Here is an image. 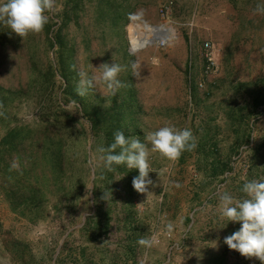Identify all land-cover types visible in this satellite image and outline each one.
<instances>
[{
  "label": "rangeland",
  "instance_id": "1",
  "mask_svg": "<svg viewBox=\"0 0 264 264\" xmlns=\"http://www.w3.org/2000/svg\"><path fill=\"white\" fill-rule=\"evenodd\" d=\"M258 3L56 0L40 34L22 40L0 25V170L15 177L22 165L19 179L30 183L22 190L9 174L0 179V264H261L224 243L241 223L227 224L217 208L220 192L245 198L244 182L264 178V105L254 107L264 94ZM147 26L167 32L165 48H130V30ZM113 62L125 66L124 87L112 95L98 80L77 94L78 73L99 77L97 68ZM163 126L191 129L197 147L175 161L150 154L148 194L132 186L139 174L127 185L126 166L102 167L97 148L117 130L144 141ZM204 134L216 149L198 150ZM142 236L155 244L140 246Z\"/></svg>",
  "mask_w": 264,
  "mask_h": 264
},
{
  "label": "clouds",
  "instance_id": "2",
  "mask_svg": "<svg viewBox=\"0 0 264 264\" xmlns=\"http://www.w3.org/2000/svg\"><path fill=\"white\" fill-rule=\"evenodd\" d=\"M55 10L56 0H0V25L6 26L10 33L23 40L30 34H40L50 21L49 14H54ZM254 11L264 15V3H258ZM139 68L136 62L132 63V74L137 78ZM97 69L100 72L99 77L78 73V95H86L88 89L95 87L98 80L104 83L112 95L125 86L118 78L126 70L125 66L115 62L103 63ZM196 147L197 140L191 129L163 126L147 132L144 141L137 136H126L124 131L117 130L114 133V142L107 147L99 146L97 152L100 154L98 159L102 167L108 171H114L115 166L120 165L127 169H138L139 175L133 178L132 186L138 193L148 194L149 186L153 185L149 173L154 172L149 162L150 154L159 153L161 157L175 161L184 151H192ZM12 167L18 168V163L14 161ZM241 191L245 198L238 199L228 191L218 194L217 208L220 217L226 219L227 224L241 223L238 231L224 238V243L241 256L255 258L264 264V178L245 181ZM109 197L111 198V191L104 192L101 198L107 200ZM155 242L154 236H142L137 241L145 248H151Z\"/></svg>",
  "mask_w": 264,
  "mask_h": 264
},
{
  "label": "trees",
  "instance_id": "3",
  "mask_svg": "<svg viewBox=\"0 0 264 264\" xmlns=\"http://www.w3.org/2000/svg\"><path fill=\"white\" fill-rule=\"evenodd\" d=\"M120 6H121V4H120ZM99 12L101 13V15L104 14V12L101 9L99 10ZM54 43L59 47V49H62L63 48L62 45H61V41H60L58 35H55L54 36ZM52 45L53 44H52V41H51L50 46H52ZM62 64H63V60L60 58V65H62ZM59 75L64 80H66V82H68V79L64 75V66L63 65L61 66V71H60ZM192 90H193V87L190 88V91H192ZM262 92L264 93V90ZM263 105H264V94L257 93V96L254 98V107H258V106L260 107V106H263ZM110 137H112V136L110 135ZM203 138H204L205 142H202V149L199 148L198 149L199 151L202 150V152L205 153V152H208V150H206V149H210V151L212 149H214V148L216 149V147H217V140H216L215 136H210L209 134H204V137ZM238 141L239 142L242 141V137H238ZM206 146H208V147L205 149ZM58 163H59V167H61L62 166V162H61L60 159H58ZM23 169H24V166L21 165L20 166V171L17 170V171L14 172L15 177L11 175V170H9V169H2V170H0V179L4 180L5 175L6 174H9V176H10L9 177L10 186H12V185H16V186H19V187L21 186L22 187V190H23L26 186H29L30 185V183L27 182L26 183V186H25V183H23L22 180L19 179L20 176H18V175H19L20 172L23 171ZM123 173L127 174V177H128L127 178L128 180L126 179L127 185L131 184L130 183V180L132 179V177H131V174L130 173L139 174L138 169H131L130 172L124 171Z\"/></svg>",
  "mask_w": 264,
  "mask_h": 264
},
{
  "label": "bare ground",
  "instance_id": "4",
  "mask_svg": "<svg viewBox=\"0 0 264 264\" xmlns=\"http://www.w3.org/2000/svg\"><path fill=\"white\" fill-rule=\"evenodd\" d=\"M133 29L130 30L132 36L129 37V44L132 50L143 49L146 44H150L153 39L160 36L165 37L166 31L160 27L147 26L141 32L134 33ZM151 36V37H150Z\"/></svg>",
  "mask_w": 264,
  "mask_h": 264
},
{
  "label": "built area",
  "instance_id": "5",
  "mask_svg": "<svg viewBox=\"0 0 264 264\" xmlns=\"http://www.w3.org/2000/svg\"><path fill=\"white\" fill-rule=\"evenodd\" d=\"M167 42H168L167 36L165 37L160 36L156 39H153L150 44H146L144 48L151 46V45H155L157 48H165ZM203 52H204L203 57H204V64H205L203 68L204 75L210 76V74L213 73V70H215V63L213 61V56H212V47L209 43L203 44ZM198 85L202 86L200 83Z\"/></svg>",
  "mask_w": 264,
  "mask_h": 264
}]
</instances>
